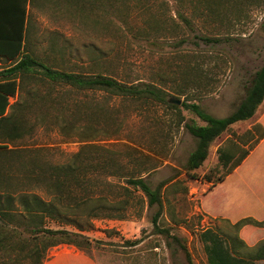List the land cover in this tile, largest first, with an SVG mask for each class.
I'll list each match as a JSON object with an SVG mask.
<instances>
[{"label":"trees","instance_id":"16d2710c","mask_svg":"<svg viewBox=\"0 0 264 264\" xmlns=\"http://www.w3.org/2000/svg\"><path fill=\"white\" fill-rule=\"evenodd\" d=\"M262 2L264 0H73V8L75 13L84 10L92 13L98 9L105 15L113 14L121 22L122 39H130L139 48L160 51L161 41L193 33L198 21L215 22L217 29L228 30L231 17L236 18L245 5L259 6ZM170 4L173 14L167 16ZM134 12L140 23L131 27L129 19ZM0 19L10 24L0 27V60L9 62L0 72V152L5 154L7 170L11 172L0 194V264H43L48 250L58 245L87 249L92 241L84 232L92 229L93 221L122 219L134 204L133 200L142 208L156 207L151 218L153 233L177 242V238L160 225L163 185L153 188L148 181L147 176L153 170L147 166L148 157H137L129 151L119 158L114 151L84 142L118 133L119 109L126 117L137 108L164 106L172 113V125L184 128L195 141L184 166L190 174L206 161L216 139L230 132L234 124L254 117L264 101V59L251 76L240 103L227 116L217 118L196 102H182L177 106L166 98L165 86L177 82V77L182 82L181 87L197 88L208 77V70L203 66L210 64L211 58L202 62L194 58L184 61L170 79L158 74L157 80L146 82L131 79L119 64L108 59L101 62L96 56L91 58L89 72H77L67 70L53 57H37L28 49L25 11L0 14ZM109 27L110 23H106L103 31L108 32ZM224 35L199 36V40L215 45L227 41ZM51 49L54 51V47ZM37 84L42 85L43 92L35 88ZM58 89L62 91L54 94ZM8 98H15L10 106ZM7 107L9 113L3 116ZM183 109L202 124L187 122ZM39 125L54 126L63 137L84 144L68 163L51 165L43 160L39 149L23 143ZM263 138L264 128L259 123L252 124L241 134H229L216 150L223 172L215 180L207 177L206 182L212 187L221 183ZM2 144H12L13 148L8 150ZM111 179H121L124 185L117 189L119 186ZM34 188L43 189L48 198L36 194ZM137 193L139 196L135 195ZM51 221H56L60 227L49 228L47 223ZM232 229L235 233L226 242L211 229L200 232L207 264L264 262V220L244 218L232 224ZM139 242L136 240L131 246ZM179 245L187 264H194L186 246L180 242Z\"/></svg>","mask_w":264,"mask_h":264},{"label":"rangeland","instance_id":"374dc122","mask_svg":"<svg viewBox=\"0 0 264 264\" xmlns=\"http://www.w3.org/2000/svg\"><path fill=\"white\" fill-rule=\"evenodd\" d=\"M167 8V16L173 14L171 4ZM72 9L67 15L34 17L27 44L33 54L42 59L53 57L67 70L77 72H89L91 58L96 56L101 62L108 59L119 64L131 79L145 82L157 80L158 74L170 79L184 61L194 58L202 62L211 58V63L203 66L208 70V77L197 88L181 87L178 77L177 82H169L165 88L167 99L196 102L217 118L227 116L240 103L251 76L264 59V2L259 6L245 5L236 18L231 17L228 30L217 29L215 22L198 21L193 33L161 41L160 51L139 48L130 39H122L121 22L113 14L105 15L98 9L92 13L87 10L75 13ZM106 23H110L108 32L103 31ZM129 23L131 27L139 25L140 18L135 12ZM217 33L225 34L227 41L207 45L199 40V36ZM35 88L44 91L41 84ZM61 91L58 89L54 94ZM14 101L12 98L11 102ZM121 110L118 133L84 143L114 151L119 158L129 151L137 157H148L147 166L153 169L147 176L148 181L153 188L163 185L160 225L177 242L153 233L151 218L156 207L142 208L133 200L134 204L122 219L93 221L92 229L84 232L92 241L89 248L55 246L48 250L43 264H187L179 242L186 246L194 264H207L200 232L211 229L226 242L235 233L232 229L235 222L244 218L264 220V144L221 183L212 187L205 180L207 177L215 180L223 172L217 160V148L229 134H241L257 122L264 111V101L252 119L234 124L230 132L216 139L206 161L190 174L184 166L195 141L184 128L172 125L170 110L164 106L137 108L126 117ZM182 113L187 122L202 124L188 111L183 109ZM23 141L39 149L43 160L51 165L68 163L84 144L63 137L50 125L35 127L32 137ZM111 180L119 186L117 189L124 185L121 179ZM33 191L48 198L43 189ZM59 225L56 221L47 223L51 229ZM136 240L140 242L131 246Z\"/></svg>","mask_w":264,"mask_h":264},{"label":"crops","instance_id":"0c3cea01","mask_svg":"<svg viewBox=\"0 0 264 264\" xmlns=\"http://www.w3.org/2000/svg\"><path fill=\"white\" fill-rule=\"evenodd\" d=\"M72 8H73V0H0V14H20L22 10L25 11L26 13L25 26L28 29V36L30 34V28L34 27V25L32 24V20L34 19V17L39 19L42 18L43 15H48V16H52V15L56 16L58 14L67 15L68 11L70 13V11L73 10ZM8 26H10L8 21H2V19H0V27L4 28ZM8 65L9 62H4V60H0V72L4 69V67H8ZM11 99L12 98H8L9 106L11 103H13L11 102ZM8 113H9V109L7 107L6 112L3 116L8 115ZM255 123L261 124L262 127L264 128V111L261 114L260 119ZM263 144H264V138L250 152L247 158ZM2 146H6L8 150L13 148L12 144H2ZM247 158L245 160H247ZM10 174L11 172L7 170V161L5 159V154H3L2 151L0 152V194H2L4 188L7 186L8 183L7 177ZM9 184H11V182H9ZM15 186H18V183ZM258 264H264V262L261 261Z\"/></svg>","mask_w":264,"mask_h":264},{"label":"water","instance_id":"95a60500","mask_svg":"<svg viewBox=\"0 0 264 264\" xmlns=\"http://www.w3.org/2000/svg\"><path fill=\"white\" fill-rule=\"evenodd\" d=\"M168 102L171 103V104H175L177 106H180L181 105V101L178 100V99L170 98V99H168Z\"/></svg>","mask_w":264,"mask_h":264}]
</instances>
